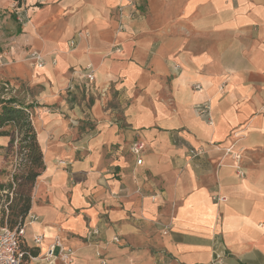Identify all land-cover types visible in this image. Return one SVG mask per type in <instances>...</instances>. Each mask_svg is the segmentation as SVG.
<instances>
[{
  "label": "crops",
  "instance_id": "0c3cea01",
  "mask_svg": "<svg viewBox=\"0 0 264 264\" xmlns=\"http://www.w3.org/2000/svg\"><path fill=\"white\" fill-rule=\"evenodd\" d=\"M43 2L0 59L45 158L22 264H67L42 259L57 241L73 264H264V0Z\"/></svg>",
  "mask_w": 264,
  "mask_h": 264
},
{
  "label": "rangeland",
  "instance_id": "374dc122",
  "mask_svg": "<svg viewBox=\"0 0 264 264\" xmlns=\"http://www.w3.org/2000/svg\"><path fill=\"white\" fill-rule=\"evenodd\" d=\"M44 0H0V54L2 53L4 56L8 55V52L12 48L4 47L5 43H10L14 38H16V35L18 34V31L20 29L25 28L29 26V24L32 23V13L31 8L35 6V4H42ZM124 15V11L120 9V17ZM121 25V24H120ZM73 45L75 44V41L71 42ZM119 47L116 49L118 50ZM34 51V50H33ZM39 51V50H37ZM31 54V53H30ZM29 54V56H30ZM43 55V54H42ZM27 57L28 60L35 64L34 61L29 59L30 57ZM96 72V69H94ZM79 77H83L87 79V81L92 84L94 82L90 81L86 74L81 71L76 74ZM75 75V76H76ZM7 83L0 84V93H2V101H13L15 105H18L23 101V95L22 93L25 91V87L22 88V86L18 85V88L14 86L9 80H5ZM24 86V85H23ZM196 88L199 89V87L196 86ZM108 88L104 87L100 90V94L102 96H105L107 93ZM18 100V101H16ZM202 104H199L197 107L198 113L202 116H206L210 121L212 120L210 117V114L202 113L201 108ZM2 109V108H1ZM25 111L27 113V120L31 121L33 126L35 127V130L37 132V128L35 126V112L34 109L30 107H26ZM211 112V110H210ZM6 125V124H5ZM10 131H12L11 140L12 138L15 139L13 145L7 146L1 154L0 152V174H1V180L0 184L4 183L3 189L1 190L2 193V200L0 202V215L4 218V224H2L0 219V228L2 226H9L8 221V214H9V200H13L15 197V193L18 191L16 186V180L15 175L20 176L24 172V166L27 162V153L28 150L24 147L21 148V143L25 144L27 142H22L23 137V130L20 126L16 125L15 123H9L6 125ZM2 127V126H0ZM3 127H5L3 125ZM141 139L140 137H136L134 140ZM10 140V142H11ZM133 140V141H134ZM145 142V141H144ZM132 143V142H131ZM41 145V144H40ZM45 160V158H44ZM39 177L37 178L34 188L37 184ZM12 185V187L9 188V185ZM34 188L32 190V194L34 191ZM10 227V226H9Z\"/></svg>",
  "mask_w": 264,
  "mask_h": 264
},
{
  "label": "trees",
  "instance_id": "16d2710c",
  "mask_svg": "<svg viewBox=\"0 0 264 264\" xmlns=\"http://www.w3.org/2000/svg\"><path fill=\"white\" fill-rule=\"evenodd\" d=\"M2 103V109L0 110V126H6L9 123H15L20 126L24 132L21 141L27 142L25 144L21 143V148L25 147L28 150L24 172L20 176H14L16 186L18 185V191L15 193L13 200H9L8 204L9 226L12 229H16L25 223L30 212L33 198L32 190L37 178L45 169V160L35 127L31 121L27 120L26 107L15 105L13 101H2ZM3 132L11 133L12 131H0V134ZM14 141L15 139L12 138L9 146L13 145ZM3 187H5L4 183H1L0 202L2 200L1 190ZM10 187H12L11 184L9 185V188ZM4 218V216L1 217L0 215L2 224H4Z\"/></svg>",
  "mask_w": 264,
  "mask_h": 264
},
{
  "label": "built area",
  "instance_id": "2783aa9c",
  "mask_svg": "<svg viewBox=\"0 0 264 264\" xmlns=\"http://www.w3.org/2000/svg\"><path fill=\"white\" fill-rule=\"evenodd\" d=\"M5 56L1 53L0 59H3ZM32 61L35 62L37 66L43 67L45 65V57L42 55L40 51L34 50L31 52L29 56ZM86 77L93 81L95 79V71L92 66H89L86 69ZM200 88V85H197ZM202 113L210 114V104L203 103L201 108ZM145 148V142L136 139L132 141L130 145V152L136 157V163L141 165L143 163V151ZM228 153L233 155V158L236 160V168L239 175H243L244 171L241 166L242 159V151L234 152L232 147L226 149ZM189 154L192 156H199L203 154V149L194 148L190 149ZM216 200H225L226 198L223 196L214 195ZM32 219H38L37 215H32ZM25 226L24 223L20 227L16 229H12L9 226H2L0 228V264H22L23 258L25 256V252L20 248V240L25 234ZM94 234H98L99 230L95 229ZM42 237L38 236L35 238L36 243H40ZM115 240H119L118 237ZM75 251L63 245L60 241L52 244L45 256L42 258L49 263H54L58 256H60L67 264H73ZM223 254L218 253L215 257L213 263H220L222 261ZM102 264H107L106 261H102Z\"/></svg>",
  "mask_w": 264,
  "mask_h": 264
},
{
  "label": "bare ground",
  "instance_id": "6f19581e",
  "mask_svg": "<svg viewBox=\"0 0 264 264\" xmlns=\"http://www.w3.org/2000/svg\"><path fill=\"white\" fill-rule=\"evenodd\" d=\"M40 67V66H39Z\"/></svg>",
  "mask_w": 264,
  "mask_h": 264
}]
</instances>
